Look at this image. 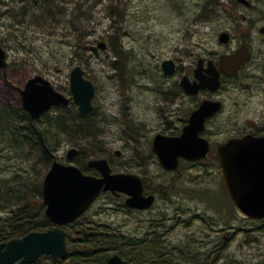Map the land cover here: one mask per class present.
Returning <instances> with one entry per match:
<instances>
[{"label": "rangeland", "instance_id": "1", "mask_svg": "<svg viewBox=\"0 0 264 264\" xmlns=\"http://www.w3.org/2000/svg\"><path fill=\"white\" fill-rule=\"evenodd\" d=\"M16 1L0 0L7 61L0 69V105L19 107V89L35 74L70 97L69 73L79 65L94 86L92 111L80 135L56 122L60 110L41 121L53 135V156L85 168L102 153L114 172L169 185L140 211L128 208L124 196L102 193L81 217L85 226L122 237L118 244L126 243L121 247L136 258L133 264H264V219L245 217L234 207L211 153L180 160L176 172L164 170L151 151L153 136L178 134L204 98L222 103L202 134L212 147L264 130V0H30L21 8ZM220 32L229 34L227 43L218 41ZM98 41L106 48L94 54L89 46ZM242 43L251 53L237 76L225 77L215 92H183L179 81L192 78L197 59L215 61ZM165 59L175 63L170 76L161 69ZM70 111H78L75 104ZM20 136L0 138V178L17 174V185H29L40 172L42 182L48 168L32 165L16 148ZM71 148L77 153L68 159ZM9 209L16 207L0 206V216Z\"/></svg>", "mask_w": 264, "mask_h": 264}, {"label": "water", "instance_id": "2", "mask_svg": "<svg viewBox=\"0 0 264 264\" xmlns=\"http://www.w3.org/2000/svg\"><path fill=\"white\" fill-rule=\"evenodd\" d=\"M246 3V0H239ZM229 39L227 32L218 35L220 43ZM106 48L104 41H98L89 49L97 54ZM250 57L246 44H241L230 54L218 56V67L208 61L205 73L202 72L203 60H197L193 70V80L184 75L179 85L187 95L195 96L200 89L215 92L220 85L219 74L223 71L229 76L237 75L240 65ZM7 66L6 54L0 45V69ZM164 75L175 72L172 59L161 62ZM70 97L58 91L45 77L35 74L29 77L20 89L21 107L34 120L54 106H66L72 101L80 113L92 111L91 100L94 86L83 75L79 65L69 73ZM222 108L219 100L204 98L193 109L187 123L177 135L157 133L151 141V151L156 155L160 166L167 171L178 172L179 159L197 161L207 157L208 140L200 133L205 121ZM77 150L71 148L66 157L71 159ZM118 154V151H115ZM218 157L221 179L226 193L234 207L249 218H264V135L244 134L229 138L218 144L213 152ZM86 166L98 175L87 174L73 163H63L53 159L41 182V196L44 204L43 215L52 224L43 231H30L18 238L0 241V264L34 263L39 256L51 258L50 264L67 258V232L64 225L73 223L81 217L103 192L114 196L126 195L124 204L131 209L145 210L152 206L154 195L143 194V181L136 173L113 172L106 158H91ZM71 264H80L74 261ZM102 264H133L126 262L119 254H112Z\"/></svg>", "mask_w": 264, "mask_h": 264}, {"label": "trees", "instance_id": "3", "mask_svg": "<svg viewBox=\"0 0 264 264\" xmlns=\"http://www.w3.org/2000/svg\"><path fill=\"white\" fill-rule=\"evenodd\" d=\"M71 102L66 106H55L48 112L42 114L39 118L32 120L25 112L21 104L16 109H10L0 105V138H17L19 135L22 139L17 144V149L26 152L27 157L33 159L32 165L41 164L42 168H49L55 147L53 135L47 128H41L42 120L49 117L51 111L60 110L61 116L57 117L56 122L65 123L69 129L76 132H68L74 135H80V129L84 130V122L88 120L89 113H80L79 111H70ZM55 122V123H56ZM22 126V128L19 127ZM53 125V124H52ZM51 126V123L49 124ZM88 127V126H87ZM173 134V133H172ZM54 145V144H53ZM15 148V149H16ZM102 158V153H98ZM80 167V165H77ZM84 172L88 170L80 167ZM90 174H96L95 171H89ZM21 178L14 174L12 180L0 178V206L3 210L8 206H15L16 209H9L6 216H0V241H7L11 238H18L30 231H43L52 227L43 215L44 204L41 199V174L38 172L36 180H32L29 185H17ZM14 184V185H13ZM17 185V188H16ZM32 186V187H31ZM82 217V216H81ZM81 217L73 223L63 226L67 231V258L60 262L80 261L83 264H102L108 259L110 253H116L126 262L136 260L128 252H125L119 243L122 237L106 234L94 228L85 226ZM83 218V217H82ZM148 247V246H147ZM139 247L143 254L150 253V248ZM50 257L41 255L32 264H50ZM26 264V263H16Z\"/></svg>", "mask_w": 264, "mask_h": 264}, {"label": "flooded vegetation", "instance_id": "4", "mask_svg": "<svg viewBox=\"0 0 264 264\" xmlns=\"http://www.w3.org/2000/svg\"><path fill=\"white\" fill-rule=\"evenodd\" d=\"M20 1H21V4H20ZM27 1L29 2L30 0H19V1H16L17 2V4L18 5H20L19 6V8H21V7H23V5H25L26 3H27ZM30 3V2H29ZM248 2H246V4H247ZM28 5V4H27ZM230 38V37H229ZM228 41H229V39H228ZM227 41V42H228ZM226 42V43H227ZM242 44H245V43H242ZM241 45V44H240ZM239 45V46H240ZM239 46H237V47H239ZM237 47L236 48H234V49H232L231 51H227V52H224L225 54H230V53H232L233 51H235L236 49H237ZM247 48L249 49V47L247 46ZM249 53H251L250 52V49H249ZM222 54V53H221ZM220 55V54H219ZM218 55V56H219ZM218 56H217V59L214 61V60H211V59H208L207 61H204L202 58V60H203V62H202V65H203V69H202V72L203 73H205V71H204V69L206 68V65H207V62L208 61H212L213 62V64L216 66V67H218V64H217V62H218ZM249 59H250V57H249ZM248 59V60H249ZM198 60V59H197ZM248 60L243 64V65H240V67H239V69H238V72L240 71V70H242V68L247 64V62H248ZM196 64H197V61H196ZM195 67H196V65H195ZM194 67V68H195ZM194 68H193V70H194ZM193 70H192V74H191V77L192 78H190L188 75H186V76H188L189 77V79L190 80H193ZM238 72H237V75H238ZM237 75H235V76H237ZM184 76V75H183ZM235 76H229V75H227L226 73H224L223 71H220V74H219V80H220V85H219V87L221 86V83H222V81H223V79L225 78V77H235ZM219 89V88H218ZM217 89V90H218ZM202 90H205V89H200V91H202ZM216 90V91H217ZM199 91V92H200ZM19 94H20V89H19ZM188 96H192V95H188ZM199 105V104H198ZM197 105V106H198ZM195 109V108H194ZM190 114V113H189ZM188 117H189V115L187 116V118L185 119V122L182 124V126H181V128H180V131L178 132V134L181 132V129H182V127L187 123V121H188ZM211 118V117H210ZM209 119V118H208ZM208 119L205 121V124L207 123V121H208ZM205 129V128H204ZM204 129H203V131L200 133L201 135L203 134V132H204ZM251 134V135H254V136H261V135H264V130L263 131H261V132H245V133H243V134H239V135H234V136H231V137H229V138H237V137H241L242 135H244V134ZM174 134V133H173ZM173 134H171V135H173ZM175 135H177V133L175 134ZM203 136V135H202ZM204 137V136H203ZM229 138H227L226 140H228ZM225 140V141H226ZM225 141H223V142H225ZM223 142H220V143H223ZM208 143H209V152H208V154H210L211 153V155L218 161V157L217 156H214L213 155V152H214V149H215V147L218 145V144H220V143H218V144H216L214 147H212V145H211V142L208 140ZM77 153V152H76ZM208 156V155H207ZM207 158V157H206ZM180 160H185V159H183V158H180L179 159V162H180ZM188 161V160H187ZM198 161V160H197ZM85 169H87L88 171L87 172H89L91 169L90 168H88L87 166L85 167ZM92 171V170H91ZM94 175H98V173L96 172V174H94ZM138 175V174H137ZM139 177L142 179V181H143V194L144 195H149V194H153L154 195V200H155V197H156V195H155V193L157 192V191H161L162 193H166V191H167V187L169 186V185H162L161 183H154V181H153V179H151V178H146L145 176H140L139 175ZM173 177V176H172ZM116 196H121V197H123L124 196V198H126V195L125 194H123V193H120V194H118V195H116ZM125 200V199H124ZM134 210H139V209H134ZM140 211V210H139ZM246 217V216H245ZM255 219V218H254ZM261 219H264V218H261Z\"/></svg>", "mask_w": 264, "mask_h": 264}]
</instances>
